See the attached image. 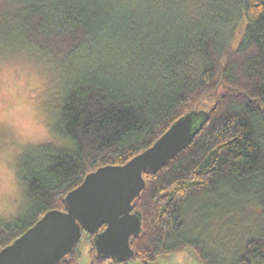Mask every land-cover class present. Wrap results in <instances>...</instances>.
<instances>
[{
	"label": "trees",
	"instance_id": "trees-1",
	"mask_svg": "<svg viewBox=\"0 0 264 264\" xmlns=\"http://www.w3.org/2000/svg\"><path fill=\"white\" fill-rule=\"evenodd\" d=\"M0 41L48 65L59 98L51 130L69 143L21 154L26 204L0 220V250L65 210L90 172L127 163L206 110L189 146L144 173L134 258L99 257L84 231L60 264L80 263L84 237L89 264H154L187 248L205 264H264V0H0ZM214 197L230 199L225 232L183 238L189 208Z\"/></svg>",
	"mask_w": 264,
	"mask_h": 264
},
{
	"label": "water",
	"instance_id": "water-1",
	"mask_svg": "<svg viewBox=\"0 0 264 264\" xmlns=\"http://www.w3.org/2000/svg\"><path fill=\"white\" fill-rule=\"evenodd\" d=\"M209 116L206 110L190 112L127 163L90 172L66 195L65 210L48 211L0 250V264H60L75 250L84 231L95 235L99 257L119 262L133 259L131 239L142 232L143 226L134 202L146 189L144 173H157L186 149Z\"/></svg>",
	"mask_w": 264,
	"mask_h": 264
},
{
	"label": "rangeland",
	"instance_id": "rangeland-1",
	"mask_svg": "<svg viewBox=\"0 0 264 264\" xmlns=\"http://www.w3.org/2000/svg\"><path fill=\"white\" fill-rule=\"evenodd\" d=\"M18 53L19 59L7 69L8 83L4 97L6 127L0 136V220L4 222L14 220L26 204L17 169L24 150L28 146L46 143L69 146L68 142L58 138L51 130L55 120L53 107L58 105L59 98L53 94L54 80L48 65L33 54ZM229 202V198L220 201L215 197L197 200L188 210L183 238L204 237L208 233L219 238L217 234L224 229V212ZM211 222L215 225L208 231L207 226ZM81 249L83 256L79 264H89L90 243L85 237ZM128 264L144 263L132 261ZM154 264L205 263L195 250L187 248L162 255Z\"/></svg>",
	"mask_w": 264,
	"mask_h": 264
},
{
	"label": "snow or ice",
	"instance_id": "snow-or-ice-1",
	"mask_svg": "<svg viewBox=\"0 0 264 264\" xmlns=\"http://www.w3.org/2000/svg\"><path fill=\"white\" fill-rule=\"evenodd\" d=\"M19 59V53L9 44L0 41V136L6 127V116L4 113V97L7 86V69Z\"/></svg>",
	"mask_w": 264,
	"mask_h": 264
}]
</instances>
